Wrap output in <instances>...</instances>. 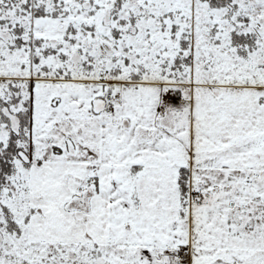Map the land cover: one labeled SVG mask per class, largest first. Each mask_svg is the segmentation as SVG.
<instances>
[{
  "label": "snow or ice",
  "instance_id": "6c2138e0",
  "mask_svg": "<svg viewBox=\"0 0 264 264\" xmlns=\"http://www.w3.org/2000/svg\"><path fill=\"white\" fill-rule=\"evenodd\" d=\"M0 264H264V0H0Z\"/></svg>",
  "mask_w": 264,
  "mask_h": 264
}]
</instances>
